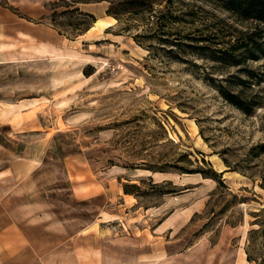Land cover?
<instances>
[{
    "label": "rangeland",
    "instance_id": "obj_1",
    "mask_svg": "<svg viewBox=\"0 0 264 264\" xmlns=\"http://www.w3.org/2000/svg\"><path fill=\"white\" fill-rule=\"evenodd\" d=\"M112 1L0 0V228H24L32 261L70 237L61 264H264V84L209 56L254 22L204 0L118 18Z\"/></svg>",
    "mask_w": 264,
    "mask_h": 264
},
{
    "label": "trees",
    "instance_id": "obj_2",
    "mask_svg": "<svg viewBox=\"0 0 264 264\" xmlns=\"http://www.w3.org/2000/svg\"><path fill=\"white\" fill-rule=\"evenodd\" d=\"M67 3L70 1L72 9L61 11L62 13H75L78 12L85 16H93L89 12L83 13L77 5L78 2H93L102 0H63ZM208 2L216 3L222 10L231 14L237 21H252L254 25L246 30L239 31V35L235 40L225 41L224 47L214 48L213 53L209 55L214 60H217L225 66H241V71H246L249 76L255 77L254 80L257 84H264V71L259 76L255 75V71L248 67V61H259L264 59V0H204ZM113 7L109 9V15H114L119 18V15L123 13H139L144 10H151L154 4V0H115L112 1ZM96 21V20H95ZM93 25V24H92ZM87 25V30L92 26ZM224 42V41H222ZM239 77H236L238 79ZM241 80V78H240ZM219 91L223 97L237 106L246 113H251L254 109L261 104L258 99H251L248 101L244 99L239 92L233 91L225 87L224 85L218 86ZM264 88V87H263ZM256 98H258L256 96ZM191 162L188 155H184ZM180 169L183 172L200 171L205 177H213L219 179L222 176L214 168H198L190 170L186 166L172 165ZM144 168L152 170H164L165 167H153L146 165ZM176 189H170L168 191H175Z\"/></svg>",
    "mask_w": 264,
    "mask_h": 264
},
{
    "label": "crops",
    "instance_id": "obj_3",
    "mask_svg": "<svg viewBox=\"0 0 264 264\" xmlns=\"http://www.w3.org/2000/svg\"><path fill=\"white\" fill-rule=\"evenodd\" d=\"M19 34L27 38V40L28 37L35 39L36 43L34 47L36 51H51L45 42L41 43L37 41V37L40 34H36L34 31L23 30H19ZM40 36L43 37L42 34ZM51 39L54 40L55 38ZM51 46H53V44ZM69 240L70 237H67L59 244L54 245L53 247L46 249L45 251L39 250L37 253V258H39V260L37 258H34V263L30 259L31 253L33 251L34 253L37 252L33 238L24 230V228L18 222L9 221L3 227L0 228V264H61L62 261H60L59 263V256L61 254H64L61 253V247L65 245L66 242L68 245Z\"/></svg>",
    "mask_w": 264,
    "mask_h": 264
}]
</instances>
